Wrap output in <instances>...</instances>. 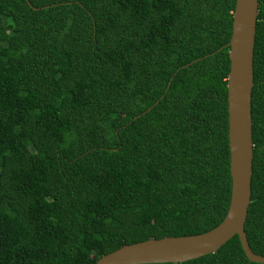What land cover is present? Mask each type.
<instances>
[{"label": "trees", "instance_id": "obj_1", "mask_svg": "<svg viewBox=\"0 0 264 264\" xmlns=\"http://www.w3.org/2000/svg\"><path fill=\"white\" fill-rule=\"evenodd\" d=\"M235 0H0V264H94L206 232L231 194ZM245 233L264 255V0ZM262 264L237 235L183 262Z\"/></svg>", "mask_w": 264, "mask_h": 264}, {"label": "water", "instance_id": "obj_2", "mask_svg": "<svg viewBox=\"0 0 264 264\" xmlns=\"http://www.w3.org/2000/svg\"><path fill=\"white\" fill-rule=\"evenodd\" d=\"M258 0H235L229 40L227 77L228 144L231 194L223 220L212 229L186 236H164L125 244L102 255L94 264L183 262L213 253L237 235L248 260L264 264L252 251L244 230L251 198L253 139L251 100Z\"/></svg>", "mask_w": 264, "mask_h": 264}]
</instances>
